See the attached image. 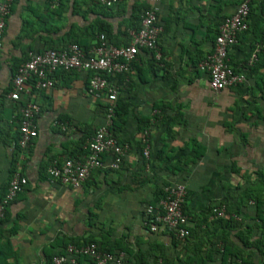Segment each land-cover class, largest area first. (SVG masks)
<instances>
[{
	"label": "crops",
	"instance_id": "1",
	"mask_svg": "<svg viewBox=\"0 0 264 264\" xmlns=\"http://www.w3.org/2000/svg\"><path fill=\"white\" fill-rule=\"evenodd\" d=\"M241 1L160 0L161 59L139 49L128 71L116 79L129 104L116 140L129 151L117 169L110 167L112 155L104 154L103 167L78 188L50 181L46 169L52 160L84 156L87 144L81 156L76 145L87 126L102 124L97 104L103 99L87 93L86 73L56 71L52 88L30 94L41 113L37 137L22 150L20 110L7 97L14 65L31 46L53 42L62 48L69 39L89 38L88 28L97 22L108 25L113 40L124 46L133 24L140 27L149 0H118L109 10L97 0H61L59 8H52L50 0L13 1L0 51V198L14 168L27 183L0 223V264H46L52 254L64 252L59 243L81 245L89 239L120 249L136 264H161L162 258L168 264H230L229 257L217 254L224 245L252 264H264V47L247 65L264 43V0H250L249 28L228 49L231 68L245 73V81L215 92L199 67L214 47L219 23ZM146 120L149 128L141 132ZM168 128L174 134L170 163L182 171L172 176L161 163L137 173L139 143L145 142L154 158ZM161 183H183L187 189L183 211L189 237L177 246L164 227L149 229L145 210ZM219 208L225 209L222 217L216 216ZM78 263L91 264L84 257Z\"/></svg>",
	"mask_w": 264,
	"mask_h": 264
},
{
	"label": "built area",
	"instance_id": "2",
	"mask_svg": "<svg viewBox=\"0 0 264 264\" xmlns=\"http://www.w3.org/2000/svg\"><path fill=\"white\" fill-rule=\"evenodd\" d=\"M14 0H0V49L2 48L3 33L6 26V17L10 12ZM59 0H50L51 7L58 5ZM98 3L110 7L118 0H97ZM160 0H149L147 8L141 15L138 30L130 31V40L127 45L115 46L106 41L105 35L100 34L98 41L89 50H84L77 44H69L55 50L47 49L40 53L29 52L28 59L21 64L11 81V91L7 97L14 103L23 97L27 101L20 108L18 121L19 140L22 150H26L30 142L37 137L36 118L40 115L39 105L32 100L30 94L33 89L47 90L54 86V74L58 70L83 72L88 75L87 93L97 100L106 103L104 124L100 126L87 141V153L78 159L65 158L62 161L52 160L46 169L50 181L59 182L65 186L78 188L89 177L94 169L103 167L102 156L111 154L110 167L119 168L122 159L129 151L127 144L119 143L109 132L112 116L119 88L116 83H109L107 77L120 75L128 71L139 49L153 52L156 59H161L158 38L163 32L159 24ZM250 0H242L235 11L224 17L218 27L215 44L210 53L200 62L199 67L206 71L209 77L210 88L219 92L225 88L242 84L245 73H235L228 63V49L237 42V36L249 28L248 16ZM264 43L254 50L247 63L252 66L258 59V52ZM144 156H148L149 149L145 147ZM27 179L19 168L11 172L6 193L0 200V219L4 218L6 207L15 199L17 194L26 185ZM166 195L156 206H147L146 215L149 218V229L157 232L164 227L178 239L189 236V217L183 211L187 195L183 183L169 185L165 188ZM216 216L225 214L224 208L215 210ZM264 219V212L262 213ZM84 257L91 264H129L125 253L102 251L95 243L81 245H67L62 254L52 257L50 264H79L78 258Z\"/></svg>",
	"mask_w": 264,
	"mask_h": 264
},
{
	"label": "trees",
	"instance_id": "3",
	"mask_svg": "<svg viewBox=\"0 0 264 264\" xmlns=\"http://www.w3.org/2000/svg\"><path fill=\"white\" fill-rule=\"evenodd\" d=\"M99 5H101V9L103 10H109V9H112V7L115 5H112L110 7H106L100 3H98ZM61 0H59V4H58V7L59 8L61 6ZM249 17V16H248ZM224 19V18H223ZM140 21H141V17H140ZM101 22V21H100ZM137 22V20H136ZM221 23V22H220ZM219 23V25H220ZM137 24V23H136ZM159 24H160V21H159ZM161 25V24H160ZM218 25V27H219ZM139 27H137L135 24H133V30H138ZM88 33H89V38H81V39H72V40H68L67 42L72 44H77L78 46H80L81 48H83L84 50H89L94 44H96V41H98V36L100 34H104L105 35V38H106V41L112 45H115V46H119L114 40H113V37L112 35L110 34L109 32V26L106 25L104 26L103 22L99 23L97 22L96 24L94 25H91L89 26L88 28ZM218 34V28H217V31H216V35ZM96 35V37H95ZM161 35V34H160ZM3 37H4V33H3ZM160 37V36H159ZM130 40V37L127 38V41L129 42ZM93 41V43L91 42ZM158 41H159V38H158ZM67 44V43H66ZM66 44H64L66 46ZM128 44V43H126ZM125 44V45H126ZM63 45V47H65ZM2 47H3V40H2ZM62 47V48H63ZM47 49H55V50H58V49H61V47L57 46L56 43H53V42H50V43H47L46 45L42 46V47H29V49H27V52L28 51H31V52H35V53H40V52H43ZM2 50V48L0 49V51ZM25 53L23 55V59L19 60V61H16V64L14 65V73L12 75V78L14 77L18 67L23 64L27 59H28V56L27 54L28 53ZM152 54V53H151ZM153 57V55H152ZM229 63V62H228ZM132 64V63H131ZM229 66H230V63H229ZM231 67V66H230ZM232 69V68H231ZM233 70V69H232ZM62 73H68V72H73V71H62L60 70ZM234 71V70H233ZM235 72V71H234ZM55 75V74H54ZM121 75V74H120ZM120 75H110L107 77V80L109 83H116V85L118 86L119 88V93H118V98H117V101H116V106L114 108V112H113V116H112V124L111 126L109 127V132L111 133V135L116 139V136H117V131L119 130V128H121L124 124H125V117L126 115L128 114V111H129V104L127 103L126 101V98H125V91H123L122 89V86L119 82H116V79H118V77ZM12 81V80H11ZM10 88H12V86L10 85ZM11 91V89H10ZM9 91V92H10ZM9 94V93H8ZM6 93L3 94V98L5 97ZM27 101V98L23 97L21 99V101L19 102H16V107L18 108V111L20 110V108L22 107V105H24V103ZM98 109L100 110L99 112V115H100V118L102 119V124H100L98 127L94 128L92 127L91 125L87 126L86 129H84V135L83 137L80 139L79 143H77L76 145V148H78L80 151H81V154H78V156H81L85 153V149H87V141L88 139L94 135L95 131L104 124V120H105V115H106V103L103 101H98ZM17 111V112H18ZM21 117V115H20ZM19 117V119H20ZM18 119V121H19ZM37 120V118H36ZM18 126V125H17ZM140 131L141 132H144V131H147L148 128H149V125H148V121H143L140 126ZM18 129V133H19V127L17 128ZM88 130V131H87ZM89 133V135L86 137V133ZM167 139L164 138L161 146L159 149H157L156 151V156L153 158L149 151V154L148 156H144L143 154V151L145 149V142L141 141L139 143V146H138V168H137V173H140L141 171L144 170V168L146 166H149L151 165L152 167H155V165H159L161 163H163L161 169H163V171L167 172V174H170V175H176L175 173L176 172H181L182 169L180 167H178V165L176 164H173V163H170L171 159H172V156L174 155V150L173 148L170 146L169 142H170V139H173L174 138V134L171 133L170 131V128H168V131H167ZM35 139V138H34ZM86 141V142H85ZM118 141V140H117ZM32 142V141H31ZM30 142V143H31ZM86 145L85 149H83V145ZM83 149V151H82ZM87 153V151H86ZM85 153V154H86ZM84 154V155H85ZM127 154V153H126ZM125 154V155H126ZM124 155V156H125ZM75 155H72V157H74ZM77 157V156H75ZM124 158V157H123ZM78 159V158H77ZM155 160H156V164H155ZM123 161V159H122ZM122 164V162H121ZM120 164V165H121ZM14 168V167H13ZM137 176V175H136ZM177 176V175H176ZM144 182V181H143ZM169 183H161L160 187L158 188L157 192H155V196H154V199L153 201L151 202V204L147 205V206H156L158 204V202L164 198V196L166 195L165 193V188L168 187ZM5 195V194H4ZM3 195V196H4ZM3 196L0 198V200L3 198ZM256 202L255 201V205H256ZM257 207V205L255 206ZM260 213V211H259ZM211 214V213H210ZM147 216V215H146ZM235 216H238L237 214H235ZM7 218V215H6V210H5V215H4V218L0 220V223H4L5 220ZM147 219H149L147 217ZM226 219L228 220L229 223H234V220L231 218V216L228 214L226 216ZM263 222H264V219H263ZM171 233V232H170ZM173 235V233H171ZM175 236V235H174ZM173 236V245L177 246L178 244H180L181 242H186L187 238L189 237H186L185 239H178L176 236L174 237ZM250 234L248 235V238H249ZM221 242H223V238H220L219 239ZM86 243H95L99 249H101L102 251H108V252H119L121 251L120 249L118 250H108L106 248H104V245L100 242H97L95 241V239H89V240H86L85 241ZM74 245L75 243H71V242H67L65 241L64 243H59V246H61L63 249L66 248L67 245ZM79 244V243H78ZM77 244V245H78ZM85 244V243H84ZM246 246H248V242H247V239H246ZM223 245H224V242H223ZM62 253V252H61ZM262 253L264 255V250H262ZM55 254V253H54ZM54 254L51 255V257H49V259L47 260V263L46 264H50V261L52 259V257L54 256ZM57 254H60V253H57ZM217 254H219L221 256V259L223 260L224 257H229L230 258V264H252L249 262V258H247L246 255H243L241 254L240 252L238 251H232V250H227L226 249V246H222V248L220 250H217ZM56 255V254H55ZM126 262L129 263V264H136L133 260H131L129 257H128V254L126 253V258H125ZM169 262L165 259V258H162V263L161 264H168ZM147 264V263H146ZM187 264H204L203 260L200 261V262H189Z\"/></svg>",
	"mask_w": 264,
	"mask_h": 264
}]
</instances>
